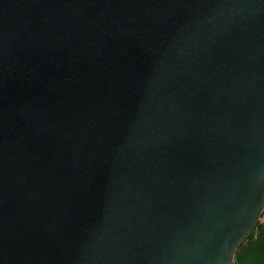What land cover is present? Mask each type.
Wrapping results in <instances>:
<instances>
[{
    "label": "water",
    "instance_id": "obj_1",
    "mask_svg": "<svg viewBox=\"0 0 264 264\" xmlns=\"http://www.w3.org/2000/svg\"><path fill=\"white\" fill-rule=\"evenodd\" d=\"M264 210V0H0V264H232Z\"/></svg>",
    "mask_w": 264,
    "mask_h": 264
},
{
    "label": "trees",
    "instance_id": "obj_2",
    "mask_svg": "<svg viewBox=\"0 0 264 264\" xmlns=\"http://www.w3.org/2000/svg\"><path fill=\"white\" fill-rule=\"evenodd\" d=\"M261 219L254 229V235H250L244 245L238 249L233 258V264H254L257 259H261L264 264V212ZM239 254L240 257H239Z\"/></svg>",
    "mask_w": 264,
    "mask_h": 264
},
{
    "label": "rangeland",
    "instance_id": "obj_3",
    "mask_svg": "<svg viewBox=\"0 0 264 264\" xmlns=\"http://www.w3.org/2000/svg\"><path fill=\"white\" fill-rule=\"evenodd\" d=\"M263 212H264V210H263ZM263 212H262V214H263ZM261 217H262V215H261ZM262 222H263V219L260 218V220L258 221V223H262ZM258 223H257V224H258ZM251 234L254 235V230H253V232H252ZM251 234H250V235H251ZM245 242H246V241H245ZM245 242H244V243H245ZM243 245H244V244H243ZM241 247H242V246H241ZM241 247H240V248H241ZM240 248H239V249H240ZM240 255H241V254H239V257H240ZM241 256H242V255H241ZM240 258H241V257H240ZM232 264H233V263H232ZM243 264H247V263H243ZM251 264H252V263H251ZM254 264H263V263L261 262V259H257V260L255 261Z\"/></svg>",
    "mask_w": 264,
    "mask_h": 264
}]
</instances>
